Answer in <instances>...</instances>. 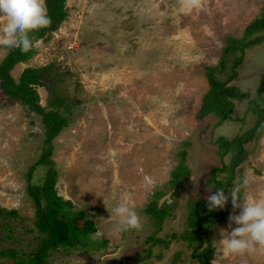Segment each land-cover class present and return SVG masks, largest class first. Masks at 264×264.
<instances>
[{"label":"rangeland","instance_id":"rangeland-1","mask_svg":"<svg viewBox=\"0 0 264 264\" xmlns=\"http://www.w3.org/2000/svg\"><path fill=\"white\" fill-rule=\"evenodd\" d=\"M45 5L48 9L47 0ZM189 5L194 6L189 10ZM67 6L69 15L61 26L36 43L33 58L12 70L18 80L26 67L55 63L79 83L70 84L78 100L73 120L54 138L55 189L76 210H86L97 231L72 233L73 240L80 239V251L73 247L56 252L50 264H188L191 253L181 240L164 248L148 243L154 227L145 209L156 190L173 195L167 182L179 162L177 152L183 141L192 142L186 159L191 177L179 194L171 195L168 204H176L175 217L165 221L157 238L185 230L188 200L211 195L212 169L231 160V153L221 159L216 140L233 139L254 126L257 116L246 114L247 97L234 101L231 118L224 122L197 114L210 88L204 66L218 63L216 51L224 38L242 36L262 12L264 0H67ZM9 51L0 47V63ZM229 74L219 77L226 80ZM263 74L264 40L246 51L236 77L227 82L252 97ZM38 92L40 103L47 106V86H38ZM40 119L0 89V207L16 209L27 218L35 215L30 187L41 185L48 169L37 165L29 174L42 151ZM246 149L240 167L248 184L240 196L264 197V131L259 142L248 143ZM118 203L135 210L139 229L128 234L118 229L116 216L109 212ZM240 211L233 208L222 223L209 228L214 248L210 264H264V249L226 254L219 244L220 230L236 227L229 216ZM25 224L33 227L29 221ZM23 228L16 227V234ZM23 236L24 249H31L36 244L33 236ZM105 239L113 249L102 243ZM14 243L0 241V250ZM7 258L0 256V264H16Z\"/></svg>","mask_w":264,"mask_h":264},{"label":"trees","instance_id":"trees-1","mask_svg":"<svg viewBox=\"0 0 264 264\" xmlns=\"http://www.w3.org/2000/svg\"><path fill=\"white\" fill-rule=\"evenodd\" d=\"M47 3V12L51 22L47 27L40 28L30 34L33 43L31 49L27 52H21L19 49L10 50L0 63L2 93L11 101L21 103L29 112H35L41 116L43 133L39 148L42 151L34 165L29 168V174L37 165H44L48 168L45 181L41 185L30 187L35 204L33 218L21 215L16 209L0 207V228L2 229L0 241L5 244L9 240L15 242V246L1 248L0 256L11 258L16 264H50L51 256L56 252L64 250L69 252V249L73 247V250L76 248L80 251V246H78L80 239L73 240L72 233L93 235L97 231L95 222L86 218V210H76L72 201L59 196L55 189L57 171L52 160L55 151L54 138L73 120V110L78 100L75 92L70 90V84L73 83L75 87H78L77 78L67 70L58 69L55 63L43 68L26 67L18 80L12 75L15 65L33 58L38 51L36 43L49 39L50 35L61 26L69 15L67 0H47ZM263 40L264 7L262 12L246 26L242 36L227 35L224 38L223 46L216 51L218 56L216 65L204 66L210 88L202 98L197 114L198 118L214 115L218 118V123L224 122L231 118L235 107L234 101L246 97L248 98L246 114L253 113L257 116L254 126L249 130L233 137V139L220 136L216 140L219 147L218 154L222 160L229 153L232 154L229 163L223 162L221 167L217 166L212 169L209 180V183L213 185L211 194H214L217 188H224L225 195L229 197L225 203L228 204L226 210H222V208L209 210L207 198L196 196L194 199L188 200L185 230L175 229L168 233L166 238H157V234L163 232L165 228V221L170 217H175L174 207L176 204L165 202L159 205V199L167 193L166 190L160 188L154 192L151 202L145 209L154 227V233L147 238L148 243H160L164 248L173 241L181 240L182 243H186L187 249L191 253L192 261L188 264H210L214 248L208 238L209 228L214 224L222 223L225 215L233 209L230 192L234 185L240 184L244 180L240 165L246 158V147L248 143L259 142L262 137L264 131V74L260 86L252 97L248 96V92H242L237 87L229 86L227 81L236 77L235 72L243 64L246 51ZM229 72L228 79L223 80L219 77V73ZM46 76H49L47 82H45ZM38 86H47V106L40 103ZM191 144L190 141H183L177 152L179 162L171 171L170 180L167 182L169 189L174 190L172 197L180 193L182 185L191 177V170L186 160L187 147ZM25 221L32 223L33 227H28ZM19 225L24 228L17 235L15 229ZM133 230L123 232L128 234ZM34 231L37 232L36 236ZM24 232L30 233L36 243L29 250L23 247L25 246L23 244ZM99 241L102 240L99 239ZM107 242L108 240L105 239L102 243L106 246ZM90 244L99 249L98 245ZM98 244L100 246V243ZM106 247L113 249L109 242ZM145 252L146 256L151 253L149 249Z\"/></svg>","mask_w":264,"mask_h":264},{"label":"clouds","instance_id":"clouds-1","mask_svg":"<svg viewBox=\"0 0 264 264\" xmlns=\"http://www.w3.org/2000/svg\"><path fill=\"white\" fill-rule=\"evenodd\" d=\"M193 6L189 5V10ZM50 22L45 0H0V47L27 52L33 46L30 34L47 27ZM247 184L248 179L245 178L231 188V204L241 211L229 216L236 227L230 232L220 230L219 244L226 254L264 249V197L242 199L240 192ZM228 199L224 188H217L207 197L209 210L223 208ZM109 212L116 216L120 231L141 227L135 210L127 203H118Z\"/></svg>","mask_w":264,"mask_h":264},{"label":"water","instance_id":"water-1","mask_svg":"<svg viewBox=\"0 0 264 264\" xmlns=\"http://www.w3.org/2000/svg\"><path fill=\"white\" fill-rule=\"evenodd\" d=\"M171 195H172V193L169 192V193L165 194L163 197H161L159 199V205H162V203H165V202L168 203L169 200H171Z\"/></svg>","mask_w":264,"mask_h":264}]
</instances>
